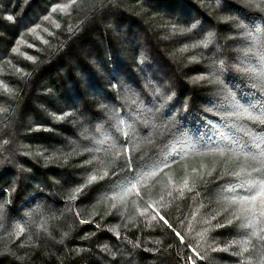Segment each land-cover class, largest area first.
I'll return each instance as SVG.
<instances>
[{
	"label": "trees",
	"instance_id": "16d2710c",
	"mask_svg": "<svg viewBox=\"0 0 264 264\" xmlns=\"http://www.w3.org/2000/svg\"><path fill=\"white\" fill-rule=\"evenodd\" d=\"M63 5L70 6L65 13L51 11ZM262 9L264 0H252L250 4L245 0H105L103 6L96 0H0V135L10 141L0 156L4 160L0 165V201H11L7 211L17 218L16 223L30 225L23 236H17L15 228L9 232L0 229V264H113V253L118 264H185L191 253L169 230L130 226L131 230L125 231L124 221L132 216L131 204L123 216L119 210H111L109 214L111 202L105 203L103 199L110 187L107 180L91 185L86 189L87 195L76 202L81 218L92 219L90 224H79L74 214L65 209L63 197L85 183L92 167L81 164L88 153L80 156L71 150L76 148L78 152L82 147L86 128L90 131L94 126L88 121L92 114L101 111L100 104L116 96L114 83L121 86L122 93L125 89L135 91L139 86L148 98L152 94L148 83H161L175 92L173 115L183 118L182 126L190 137L206 141L209 136H215L216 128H206L201 119L211 93L208 88L189 81V77L202 70L201 64L188 62L199 50L191 49L190 41L171 35L169 26L200 20L199 31L204 32L213 24L210 13L212 17L236 16L256 31L264 29ZM7 16H14V22L8 21ZM46 16L59 24V28L46 23V31L33 36L30 25ZM225 28L219 25L217 29L222 43ZM21 40L32 47L28 46L23 53L13 52ZM228 53L237 56L232 48H228ZM28 56L35 62L27 59ZM251 67L257 73H264V67L255 61ZM17 69L30 75L21 77ZM230 83L238 95L251 98L252 89L244 87V81L232 77ZM4 86L12 90L11 95L3 92ZM186 102L188 111L184 113ZM64 113H72L77 119L70 116L63 122L54 120L53 114ZM216 123L219 125V121ZM36 127L54 130L31 131ZM13 142L16 150L10 153L7 149ZM29 149L32 153L46 149V155L69 153L72 158L67 164L48 163L34 155H22ZM199 162L195 158L187 161L191 166ZM20 164L30 171H20ZM182 167L183 162L175 166V179H179ZM158 195V189H151L153 199ZM215 199L209 193L196 200H177L167 208L166 218L193 247L200 241L196 232L207 227L202 221L222 210ZM201 203L205 207H200ZM139 204L141 208L144 206L143 201ZM52 215L59 219L49 220L51 236H46L39 225ZM180 220L185 221L183 226ZM117 225L121 233L119 240L109 231ZM65 231L71 233L69 238L63 244L57 243ZM85 233L95 235L81 239ZM125 235L131 244L123 239ZM234 237L233 228L207 233L197 248L206 260H197V264H235L237 257L223 251L211 252L208 248V245H227ZM156 240L163 243L156 244ZM136 243L139 247H133ZM168 244H172L171 249L167 248ZM157 248L165 251H156ZM253 264L257 262L254 260Z\"/></svg>",
	"mask_w": 264,
	"mask_h": 264
},
{
	"label": "snow or ice",
	"instance_id": "6c2138e0",
	"mask_svg": "<svg viewBox=\"0 0 264 264\" xmlns=\"http://www.w3.org/2000/svg\"><path fill=\"white\" fill-rule=\"evenodd\" d=\"M104 2L105 0H96L101 6ZM245 2L250 4L252 0ZM68 7L70 6H59V9L54 7L51 11L65 13ZM209 18L213 20V24L204 32L199 31L200 20L184 25H170L169 31L173 36L190 41L191 49L199 50V54L191 56L188 62L201 64L202 70L189 77V81L208 88L211 93L209 106L202 110L204 115L201 119L204 120L206 128H216V135L209 136L206 141L190 137L182 126L183 118L177 119L173 115L175 92L164 88L161 83H148L152 93L150 98L139 86L135 91L125 89L122 93L121 86L114 83L112 89L116 96L112 101L100 104L101 111L92 114L88 121L94 126L90 131L86 128L81 139L82 147L78 152L76 148L71 150L80 156L88 153L81 164L91 165L92 171L85 183L65 194L64 206L68 213L74 214L79 224L92 223V219L81 218V213L76 211V202L87 195L86 189L91 185L107 180L110 187L103 199L105 203L111 202L109 214L111 210H119V214L123 216L131 204L132 216L124 221L125 231H130V226H143L153 231L158 228L169 230L191 253L185 264H197V260L205 261L206 256L197 251L200 241L206 239L207 233L224 228H233L235 237L224 246L208 245L211 252H228L237 257L235 264H253L254 260L257 264H264V73H257L251 67L253 61L264 67V29L253 31L242 19L232 15L212 17L209 13ZM6 19L10 22L15 20L14 16H7ZM219 25L226 26L223 43L217 31ZM39 27L36 25L29 31L35 33ZM56 27L59 28V24ZM229 41L233 43L230 44ZM185 47L188 45L185 44ZM228 48H232L239 59L237 56H230ZM17 51L18 49H13V52ZM26 58L35 62L33 57ZM229 61L232 62L231 66ZM225 72L228 73L227 77ZM17 73L21 77L30 75L20 69H17ZM232 77L244 81L243 86L252 89L249 92L250 99L233 90L230 83ZM3 92L12 94L7 86L3 87ZM116 99L123 102L117 104ZM217 104L220 106L217 107ZM183 111H188L187 102ZM70 116L77 119L72 113L53 114L57 122H63ZM212 117L216 119L213 120ZM216 121H219V125ZM40 130L54 129H31ZM9 144L10 141L0 135V156L5 152L4 146ZM15 150L13 142L7 151L11 153ZM46 152L45 149L32 153L29 149L22 155H34L48 163L64 164L72 158L69 153L46 155ZM191 158L200 162L191 166L187 163ZM3 162L0 159V165ZM182 162L179 179H175V166ZM19 170L30 171L22 164L19 165ZM211 185L215 187H210ZM145 189L149 191L146 193ZM151 189L159 190L157 198H152ZM209 193L215 195V203L222 210L202 221V225L207 227L196 232L200 241L193 247L186 243L185 236L177 231L165 213L177 200H196L197 197L207 196ZM131 197L135 199H130ZM140 201L144 202L142 208ZM10 204V200L0 201V229L9 232L15 228L17 236H23L30 225L16 223L17 218L10 216L7 211ZM200 207L205 205L201 203ZM58 219L55 215L50 216L39 225V230L46 236H51L49 220ZM184 223V220H180L181 226ZM96 227L99 229L100 225L97 223ZM118 228L119 225L109 231L119 240L121 233ZM192 230L189 225L188 231ZM70 234L69 231L61 233L62 238L56 242L63 244ZM91 235L95 233H85L81 239H88ZM123 239L128 240L127 235ZM128 243L131 244L132 241L128 240ZM155 243L162 244L163 241L156 240ZM133 247H139V243ZM167 248L171 249L172 244H168ZM156 251L165 250L157 248ZM180 259L184 260V257L181 256ZM112 262L118 264L116 253L112 254Z\"/></svg>",
	"mask_w": 264,
	"mask_h": 264
},
{
	"label": "rangeland",
	"instance_id": "374dc122",
	"mask_svg": "<svg viewBox=\"0 0 264 264\" xmlns=\"http://www.w3.org/2000/svg\"><path fill=\"white\" fill-rule=\"evenodd\" d=\"M56 8L59 9V7H56ZM48 17H49V16H48ZM44 21H45V22H44ZM42 22H43L44 24H42ZM46 23L50 24L53 28L56 27L55 22H53V21L51 20V18L49 17V19H47V20L43 19V21H37L35 24H34V23L31 24V25H30L31 28L35 27L36 25H39V26H40L39 28H37V30H36L35 33H32V32H31V34H32L33 36H39V34L44 33V32L46 31V29H45ZM111 32H112V34L115 36V31L111 29ZM48 33H49V32H48ZM28 45H29V42L21 40V41H19V42L17 43L16 49H18V52L23 53L24 49L27 48ZM0 86H1V81H0Z\"/></svg>",
	"mask_w": 264,
	"mask_h": 264
}]
</instances>
